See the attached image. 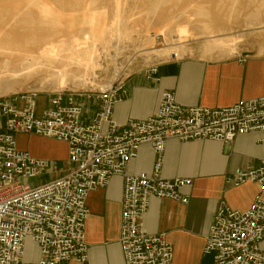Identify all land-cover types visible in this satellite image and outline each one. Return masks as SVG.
<instances>
[{
	"label": "built area",
	"instance_id": "obj_1",
	"mask_svg": "<svg viewBox=\"0 0 264 264\" xmlns=\"http://www.w3.org/2000/svg\"><path fill=\"white\" fill-rule=\"evenodd\" d=\"M147 72L155 75L157 67ZM125 94L123 82L94 92H55L46 95L41 110L36 93L0 99V264H21L28 242L38 250L37 264H86L87 200L115 177L123 180L118 242L124 264H173L166 234H149L144 224L151 198L183 205L190 201L180 191L192 187V180L163 178L168 141L231 145L238 136L264 133V96L210 109L184 107L173 93L163 92L152 116L120 125L113 114ZM89 103L95 112L85 122ZM17 135L66 144L69 169L41 185L25 184L51 176L48 171L59 164L21 151ZM144 145L153 150V172L131 174L129 165ZM226 184H255L263 192L264 154L257 167L235 170ZM263 244L264 197L258 194L246 210L218 209L203 251L213 255L214 264H264Z\"/></svg>",
	"mask_w": 264,
	"mask_h": 264
},
{
	"label": "crops",
	"instance_id": "obj_2",
	"mask_svg": "<svg viewBox=\"0 0 264 264\" xmlns=\"http://www.w3.org/2000/svg\"><path fill=\"white\" fill-rule=\"evenodd\" d=\"M156 67L155 75L145 71L126 80L124 101L116 106L113 114L116 123L122 125L130 119L143 120L152 116L163 92L173 93L184 107L210 109L226 108L240 100L264 96L263 55L218 60L186 57L165 61ZM24 137L30 143L46 146L45 150H38L36 156L30 153L33 157L58 162V168L52 171V179L59 178L69 169L66 144L21 135L18 142ZM262 139L264 133L238 136L231 145L212 141L188 144L175 139L168 141L163 178L192 180V187L180 191L190 201L183 205L151 198L144 224L149 234H166L174 251L173 264H214L213 255H205L203 250L218 209L225 205L243 211L252 205L258 194L264 197V191L255 184L238 188L226 184V178L235 170L260 164L264 154ZM55 146L63 148L65 155L58 158L53 152ZM154 163L151 146L144 145L128 170L131 174L151 175ZM122 196L123 180L119 177L113 178L107 187L90 193L87 200L90 213L86 222L89 260L86 264H124L118 242ZM37 260L38 250L36 255L28 256L26 249L21 264H37Z\"/></svg>",
	"mask_w": 264,
	"mask_h": 264
},
{
	"label": "bare ground",
	"instance_id": "obj_3",
	"mask_svg": "<svg viewBox=\"0 0 264 264\" xmlns=\"http://www.w3.org/2000/svg\"><path fill=\"white\" fill-rule=\"evenodd\" d=\"M81 1L79 3L85 4L82 13L56 11L40 0H25L23 11L18 13H0V58L5 60L4 70L0 71V93L17 91L11 82L4 80L5 75H2L8 71V65L12 62L20 64L18 71L11 74L12 78L25 76L33 78L44 73V82L54 85L57 92L67 90L75 92L78 89L91 92L94 89L104 90L110 85L99 84L98 80L106 71L113 79L120 77L124 63L121 58L122 47L134 42L138 30L136 32L128 27L124 12L122 13L121 0L115 1L113 15L112 17L110 15L111 19L107 21L104 8L95 9V2L91 0H85L86 3ZM33 9H36V13ZM196 15L206 14L203 9H198ZM168 26L161 29V35L170 30ZM216 28L210 19L201 30L215 33ZM18 29L23 32L22 35L16 34ZM215 50L229 57L237 54L234 41L213 40L201 49L177 44L168 45L164 49H155L151 46L149 49L141 50L147 52L140 54L139 58L142 60V69L158 60L178 58L185 52L193 54L200 51L202 56L206 57ZM126 67L129 71L137 70L135 62L130 60L127 61Z\"/></svg>",
	"mask_w": 264,
	"mask_h": 264
},
{
	"label": "rangeland",
	"instance_id": "obj_4",
	"mask_svg": "<svg viewBox=\"0 0 264 264\" xmlns=\"http://www.w3.org/2000/svg\"><path fill=\"white\" fill-rule=\"evenodd\" d=\"M40 1L45 3L46 5L51 6L56 11L61 12L78 11L79 13H82V11H84L83 9L85 8V4L84 2H82L85 0H82V3H79L80 0L78 2L77 0ZM91 1L95 2V9L104 8L106 10V21L111 19L113 15L114 3L116 0ZM121 2L123 3L122 13L124 12L123 16L125 19H127V25L130 29L136 32L138 30V39L136 34L133 43L127 44L125 47H122L121 58L123 59L124 63L120 77H118L117 79H113L112 75L109 74L108 71H106L105 75L98 80L99 84L111 85L116 82H123L125 85L126 80L134 74L145 72L149 67L154 65L156 66L159 63L175 60L174 57L160 61L158 60L155 61L152 65L141 69L142 60L141 58H139V56L140 54L147 52H142L141 50L149 49L151 46L155 49H164L168 45L177 44L178 46H189L190 48L201 49L204 47V45L213 40H223L234 41V44L237 48V54L232 57L240 55L264 56V0H121ZM65 3L70 4L66 5ZM23 4H25V0H0V13H18L20 11H23ZM256 7H259V9H257ZM198 9H203L206 15H196V11ZM33 12L36 13V9H33ZM208 19H211L215 23L217 27L214 31L215 33H213V31L205 32L201 30L203 25L209 22ZM167 25H169L168 28L170 30H168L165 35H161V29L165 28ZM145 31L148 35L145 34ZM16 34L22 35L23 32L18 29V31H16ZM186 57L199 58L203 60L232 58L218 50H215L210 56L206 57H203L200 51H195L193 54H191L190 52H185L183 55L178 57V59ZM129 60L131 62H135L137 70H128V68L126 67V63ZM4 63L5 60L0 58V71L4 70ZM19 65L20 64L18 62L9 63V68H7L8 71H5V74H2L5 75L4 80L11 82L13 84L12 86H14L17 91L7 92L4 94L0 93V99L8 98L18 94L36 93L40 96L38 102L39 110H41L47 102L46 95L55 93L57 91L56 89H54V85L44 82V73H40L33 78H27L26 76L12 78L11 74L14 71H18L17 69H19ZM18 75H23V73H18ZM97 90L98 89H94L92 92ZM75 92L85 91L78 89ZM85 109L84 121L87 122L92 119L95 108H93L92 104L89 103L85 104ZM18 136L20 135H17V142ZM25 138L26 137H24V139H22L21 141L19 140L20 142H18V147L21 148V151L25 150L31 153L33 156H36L38 150L46 149V146L38 143H30ZM53 152L58 158H60L65 155L66 151L59 146H55ZM50 170L48 171V173L52 172ZM48 178L51 179L52 176L45 175V177L36 180V182L32 183L30 181H24V183L30 185H35L36 183L41 185L49 180ZM36 254V246L32 242H28L27 255L34 256Z\"/></svg>",
	"mask_w": 264,
	"mask_h": 264
}]
</instances>
